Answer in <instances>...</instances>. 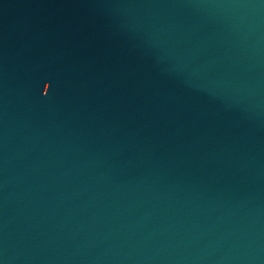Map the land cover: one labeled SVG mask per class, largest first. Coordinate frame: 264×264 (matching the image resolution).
<instances>
[{
    "label": "water",
    "instance_id": "95a60500",
    "mask_svg": "<svg viewBox=\"0 0 264 264\" xmlns=\"http://www.w3.org/2000/svg\"><path fill=\"white\" fill-rule=\"evenodd\" d=\"M0 264H264V0H0Z\"/></svg>",
    "mask_w": 264,
    "mask_h": 264
}]
</instances>
